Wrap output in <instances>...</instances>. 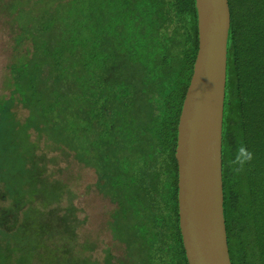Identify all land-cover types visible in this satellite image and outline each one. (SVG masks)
<instances>
[{"label": "trees", "instance_id": "1", "mask_svg": "<svg viewBox=\"0 0 264 264\" xmlns=\"http://www.w3.org/2000/svg\"><path fill=\"white\" fill-rule=\"evenodd\" d=\"M228 1L231 25L222 155L229 251L232 264H264V0ZM66 3L73 14L63 32L57 28L61 35L53 40L66 36L59 48L62 55L69 54L70 69L78 70L74 75L70 70L63 81L56 76L60 80L55 82L54 99L52 84H45L48 79L42 76L45 69L38 73L33 80L39 84L35 91L22 90L23 97L28 95L25 104L30 114L26 119L39 133L53 138L57 147L99 169L98 189L118 202L117 209L131 210L132 230L142 231L138 234L143 237L140 246L147 251L141 264H188L179 226L175 151L179 117L199 45L195 0ZM58 55L54 53V58L60 59ZM115 80H127L126 93L139 94L145 102L117 98ZM15 100L14 96L12 104ZM12 106L0 105V126H6L2 133L16 130L11 126V121H16ZM108 116L117 121L109 124ZM241 145H246L254 158L236 173L230 161ZM27 162L21 154L6 159L0 154V180L7 184L5 188L11 187L17 196L29 192L32 201L43 197V204L55 201L57 205L46 211L29 205V214L15 220L12 232L0 226L4 238L0 239V264H69V254L73 255L69 240H62V252L54 247L55 237L74 236L73 221H78L67 214L70 207L63 211L65 183L51 172L50 178L40 176L46 171L45 164L37 174L30 172ZM155 198L162 206L160 215L153 209ZM41 213L46 216H35ZM44 220L51 224L48 231L40 230ZM163 240L169 242L168 262L157 255ZM44 251L48 261L41 256ZM110 255L99 260L112 264Z\"/></svg>", "mask_w": 264, "mask_h": 264}, {"label": "rangeland", "instance_id": "2", "mask_svg": "<svg viewBox=\"0 0 264 264\" xmlns=\"http://www.w3.org/2000/svg\"><path fill=\"white\" fill-rule=\"evenodd\" d=\"M66 2L67 0H0V105L3 107L13 105L12 112L16 120L11 121L12 128H16L14 132L2 133L1 128L6 126L4 123L0 126V154L4 159L13 154L26 156L28 160L26 167L36 174L38 168L45 164L46 171L40 176L50 178L48 173L51 172L65 183L66 192L61 198L63 211L67 212L70 207L71 211L67 214L78 221H73L74 236L69 235L67 239L68 235L65 233L66 235L59 237L60 240L55 237L54 247L62 252L63 241L66 239L64 242L67 243L69 240V245L75 247L70 248V253H73L75 257L69 254V264H107L106 260H100L106 259L108 254H111L108 258L111 259L112 264H141L144 261V252L147 251L140 246L143 237L138 234L142 231L135 227L132 230L131 222L134 220V215L131 210L117 209L118 202L98 189L97 182L99 183L101 176L99 169L79 162L67 152L68 150L60 148L61 146L57 147L53 138L48 137L46 133H39L26 119L30 114L25 104V97L28 95L23 97L22 90L26 88V90L35 91L39 84L33 80L38 73L45 69L42 76L48 79L45 84H52L54 99L57 95L54 92L57 87L55 82L60 80L56 76L59 75L63 81L68 78L70 70L73 75L78 70L72 67L70 69V62L67 59L69 54L62 55L63 51L60 50L64 46L61 43L62 40H67L66 36L53 40L54 37L61 35L57 28L63 32L67 18L73 14V9L68 8ZM58 18H60L59 21ZM26 26H30V29L26 30ZM54 53H58L60 59L54 58ZM50 67L53 69L47 73ZM58 72L60 74H57ZM110 78H108L109 82L112 80ZM30 79L32 82H28ZM131 79L134 81L133 76ZM115 81V88L119 91L117 98L125 97L129 100L145 102L139 94L136 96L126 93L129 88L127 80ZM14 96L16 100L12 104ZM9 99L10 102H8ZM49 117V123H52L51 113ZM107 121L112 124L117 119L108 116ZM93 135L94 133L90 136ZM16 159L18 158L12 160ZM4 182L0 180V226L7 227L11 232L16 228L15 220L20 221L22 217L29 214L27 213L29 205L40 211H46L57 205L55 201L43 204L40 200L43 197L32 201L29 192L17 196L11 187L5 188L4 185L7 184ZM26 185L28 186V183ZM70 196H72V203L69 201ZM153 200V209L158 215L162 214L160 200L158 198ZM42 213L41 216L37 214L35 216L45 217L46 215ZM3 218H7V222H4ZM12 220L15 222L12 223ZM9 224H12L11 227ZM44 224L45 226H42L40 230L51 229L49 222L44 220ZM58 225L63 228L61 224ZM1 237L0 234V239L4 240ZM164 241L160 245L162 251H158L157 255L162 261L168 262L170 261L167 249L169 242ZM126 242L130 243L129 247ZM13 247L11 244L10 248ZM129 248L130 257L133 260L127 253ZM4 252L5 255L10 256L6 249ZM20 252L24 253L25 249H21ZM46 254L47 252L44 251L41 256L43 260L48 261L49 257H46Z\"/></svg>", "mask_w": 264, "mask_h": 264}, {"label": "water", "instance_id": "3", "mask_svg": "<svg viewBox=\"0 0 264 264\" xmlns=\"http://www.w3.org/2000/svg\"><path fill=\"white\" fill-rule=\"evenodd\" d=\"M198 51L178 123V213L188 264H232L224 214L228 0H195Z\"/></svg>", "mask_w": 264, "mask_h": 264}, {"label": "clouds", "instance_id": "4", "mask_svg": "<svg viewBox=\"0 0 264 264\" xmlns=\"http://www.w3.org/2000/svg\"><path fill=\"white\" fill-rule=\"evenodd\" d=\"M254 153L246 145L238 147L235 157L230 161L232 170L236 173L243 171L244 166L252 161Z\"/></svg>", "mask_w": 264, "mask_h": 264}]
</instances>
